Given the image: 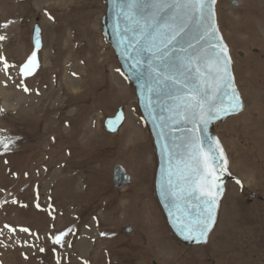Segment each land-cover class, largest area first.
Masks as SVG:
<instances>
[{"label": "rangeland", "instance_id": "rangeland-1", "mask_svg": "<svg viewBox=\"0 0 264 264\" xmlns=\"http://www.w3.org/2000/svg\"><path fill=\"white\" fill-rule=\"evenodd\" d=\"M106 7L0 0V57L12 65L0 61V137L10 141L0 145V264H264V199L253 196L264 197V0H217L245 108L215 132L240 183H227L208 243L192 249L156 200L152 135L106 41ZM33 52L38 67L24 77ZM119 107L125 121L108 132ZM116 164L130 184H113Z\"/></svg>", "mask_w": 264, "mask_h": 264}, {"label": "water", "instance_id": "water-1", "mask_svg": "<svg viewBox=\"0 0 264 264\" xmlns=\"http://www.w3.org/2000/svg\"><path fill=\"white\" fill-rule=\"evenodd\" d=\"M106 4V13L102 18V29L106 41L112 46L120 63L122 72L133 85L139 109L152 135L156 169L154 177V192L158 205L162 211L167 226L173 237L186 249L206 245L213 232L219 217L220 205L226 191L228 181H236L235 176L229 169V160L227 152L215 132V126L218 122H224L231 116L241 113L245 108L242 95L236 83L233 71V59L230 55V49L224 39V35L218 24L217 18V0L213 6L215 23L222 43L227 45L228 55L231 57L230 72L233 76V84L239 94L242 107L235 112L222 114L219 118L209 122L205 130L202 126H197L195 135L204 141V148H208V138L218 140L227 158V173H218L221 185V196L215 211V220L208 232L206 240H196L186 238V233L181 231L183 223L192 219L195 220L198 212L201 210L199 201L196 199L178 200L165 192V183L168 169L177 164V159L171 158V154L177 151H183V141L186 137L192 135L193 124L185 121L183 117L175 116L171 110L175 103L174 97L177 95V89L180 85L174 84L168 76L178 74L183 61L194 58L198 55H204V50L208 49L209 41L202 38L204 27L207 21L200 22L198 17L190 14L187 8L176 9L174 7L161 10L159 5L175 4L177 0H103ZM186 0H179L183 4ZM135 4L134 8L130 6ZM131 11L133 18L128 19L127 13ZM175 17V21H173ZM175 23L183 27V31L175 37L168 40V29L165 27L168 23ZM38 23L33 31L32 42L36 50L42 45ZM40 41L39 49L36 48V41ZM220 40H213L211 43H220ZM211 50L208 55L210 56ZM203 71V64L201 63ZM194 75V73H193ZM182 79V77H180ZM230 91V89H229ZM227 105V98L224 100ZM125 119L123 107H119L116 114L107 117L104 126L108 132H117ZM174 145H181L176 149ZM222 162V161H221ZM113 184L117 187H123L130 184L131 177L121 164H116L113 169ZM258 199H264L262 196L253 195ZM131 228L127 227V231ZM152 264H159L156 260Z\"/></svg>", "mask_w": 264, "mask_h": 264}, {"label": "snow or ice", "instance_id": "snow-or-ice-1", "mask_svg": "<svg viewBox=\"0 0 264 264\" xmlns=\"http://www.w3.org/2000/svg\"><path fill=\"white\" fill-rule=\"evenodd\" d=\"M215 3L216 0H186L181 4L177 0L175 4L161 3L159 5L161 10L171 7L187 8L191 15L198 17L200 22L207 21L203 24L202 38L209 41V46L204 50V55L183 61L181 71L167 77L174 84L180 85L177 95L172 97L175 103L171 110L175 116L183 117L185 121L193 124V134L184 139L183 151L171 154V158L177 159L178 162L168 169L165 192L178 200L196 199L199 201L201 210L196 219L186 220L181 228V231L186 233V238L198 241L206 240L214 223L215 211L222 194L221 185L218 183L220 180L218 173H227L228 161L218 140L209 137L208 148L205 150L204 141L195 135V132L198 125L202 126L201 130H205L211 120L219 118L224 113L238 111L242 107L230 72L231 57L228 55L227 45L223 44L217 35L218 29L213 22ZM134 7L135 4L131 5L130 9ZM126 15L128 19L133 18L131 11ZM4 26L7 27V24ZM165 27L168 29V40L175 39L183 31V27L174 22L166 24ZM3 39L5 37L0 36V40ZM213 40L221 42L213 44L211 43ZM39 47L40 41L37 40L36 48L39 49ZM209 50H211L210 56L208 55ZM0 61L3 62L2 70L4 71L12 67L3 57H0ZM36 67H38V61L36 53L33 52L19 71L22 76L28 77L34 73ZM24 90L28 91V88L25 86ZM225 98L228 101L227 105L224 103ZM9 143L7 138L0 137V145L5 151L8 150ZM174 147L180 149L181 145H174ZM236 182L240 183L239 180ZM21 231L29 230L24 228ZM65 234L61 233L56 236L53 243L61 244Z\"/></svg>", "mask_w": 264, "mask_h": 264}, {"label": "bare ground", "instance_id": "bare-ground-1", "mask_svg": "<svg viewBox=\"0 0 264 264\" xmlns=\"http://www.w3.org/2000/svg\"><path fill=\"white\" fill-rule=\"evenodd\" d=\"M105 4H106V3H105ZM106 6H107V4H106ZM218 24H219V21H218ZM219 27H220V26H219ZM222 34H223V33H222ZM224 39H225V37H224ZM225 41H226V39H225ZM226 42H227V41H226ZM227 44H228V43H227ZM228 46H229V44H228ZM229 49H230V46H229ZM229 52H230V55H231V57H232L231 49H230ZM232 59H233V58H232ZM34 74H35V73H34ZM234 76H235V74H234ZM73 82H74V81H73ZM76 83H77V82H76ZM131 85H132V84H131ZM242 98H243V97H242ZM239 114H240V113H239ZM237 115H238V114H237ZM234 116H235V115H234ZM231 117H233V116H231ZM231 117H230V118H231ZM124 121H125V119H124ZM123 123H124V122H123ZM122 125H123V124H122ZM122 125H121V127H122ZM121 127H120V128H121ZM120 128H119V130H120ZM119 130H118V131H119ZM134 144H135V143H134ZM101 152H102V151H101ZM228 182H229V181H228Z\"/></svg>", "mask_w": 264, "mask_h": 264}]
</instances>
